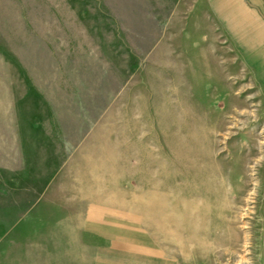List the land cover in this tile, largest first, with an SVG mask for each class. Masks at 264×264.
I'll use <instances>...</instances> for the list:
<instances>
[{"label": "rangeland", "instance_id": "374dc122", "mask_svg": "<svg viewBox=\"0 0 264 264\" xmlns=\"http://www.w3.org/2000/svg\"><path fill=\"white\" fill-rule=\"evenodd\" d=\"M0 264H264V0H0Z\"/></svg>", "mask_w": 264, "mask_h": 264}, {"label": "bare ground", "instance_id": "6f19581e", "mask_svg": "<svg viewBox=\"0 0 264 264\" xmlns=\"http://www.w3.org/2000/svg\"><path fill=\"white\" fill-rule=\"evenodd\" d=\"M240 110H241V109H240ZM244 110H245V109H244ZM234 124H235V123H234ZM259 144H263V143L261 142V143H259ZM261 148H262V147H261ZM244 164H245V163H244ZM244 164H243V165H244ZM242 225H243V224H242ZM242 228H243V227H242ZM245 234H246V233H245ZM244 238H245V237H244ZM245 239H246V238H245ZM245 239H244V240H245ZM244 240H243V241H244ZM245 241H246V240H245ZM243 245H244V244H243ZM244 246H245V245H244ZM240 249H241V248H240Z\"/></svg>", "mask_w": 264, "mask_h": 264}]
</instances>
